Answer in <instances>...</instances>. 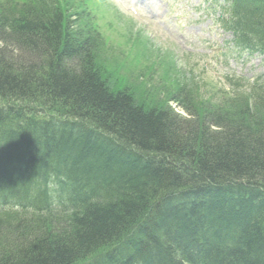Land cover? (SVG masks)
<instances>
[{
    "label": "trees",
    "instance_id": "obj_1",
    "mask_svg": "<svg viewBox=\"0 0 264 264\" xmlns=\"http://www.w3.org/2000/svg\"><path fill=\"white\" fill-rule=\"evenodd\" d=\"M229 2L236 45L264 52V0ZM73 27L54 0L0 1V166L25 163L42 191L17 182L0 264H264V90L153 103L114 86L97 36Z\"/></svg>",
    "mask_w": 264,
    "mask_h": 264
},
{
    "label": "rangeland",
    "instance_id": "obj_2",
    "mask_svg": "<svg viewBox=\"0 0 264 264\" xmlns=\"http://www.w3.org/2000/svg\"><path fill=\"white\" fill-rule=\"evenodd\" d=\"M13 1L22 3V0ZM64 1L69 5H79L76 3L79 1L88 7L84 10L87 15L91 16L92 12L100 19L105 39L108 44L110 40L111 45L110 56L107 50L102 57L106 59L109 56L107 65L115 77L114 81H117L113 82L114 86L123 87L129 79L147 77L148 84L152 82L148 92L153 103L163 105L167 98L165 91L180 88L197 93L204 101L215 96L223 98L225 96L219 91L228 77L237 78L244 87L263 83L258 78L264 74V58L234 48L229 33L221 30L209 16H201L193 8L187 9L184 0L176 5V9L183 6L186 10V14L183 13L179 19L186 26L184 34L171 30L180 38L157 23L156 14L142 16L130 11L124 13L121 10L124 9L123 5L120 9L111 0ZM199 2L190 0L189 5L192 7ZM172 20L176 21L175 16ZM126 21H130V24ZM4 52L5 58L13 55L8 46ZM139 94L142 99L147 92ZM261 122L263 118H256L250 124L257 123L254 130L259 132L263 127Z\"/></svg>",
    "mask_w": 264,
    "mask_h": 264
},
{
    "label": "bare ground",
    "instance_id": "obj_3",
    "mask_svg": "<svg viewBox=\"0 0 264 264\" xmlns=\"http://www.w3.org/2000/svg\"><path fill=\"white\" fill-rule=\"evenodd\" d=\"M54 130H55L54 128H51V131H54ZM3 135H4L3 132L0 131V136H3ZM19 142H20V144L19 143L18 144L20 146L22 145L23 147H25L24 152L26 154H32L33 150L35 149V145H34L33 141L29 140V141H26V143H25L24 140L20 139ZM8 154H9L8 158L10 160H15V161H19V162L21 161L18 157V155L20 153L18 151L16 152V148L14 145L12 146V150H9ZM5 165L8 166L9 164L7 162H5ZM24 166H25V163L24 164L22 163L21 166H14V167H10V168H8V167L5 168V166H2V167L0 166V173H1L0 178L2 179L4 176L5 179H7L9 181V183H11L13 185L12 189L7 188L6 190L12 192L17 187V182L19 181L21 186L27 187L26 190L28 189V187L33 186V187H36L40 193H42V191H40V189L37 187V185L35 184L33 179L26 172V169ZM8 181H0V183L5 184ZM180 185H182V186H179V187H183L184 185H186V183L185 184L183 183ZM18 191H20V190L18 189ZM119 242H120V240H119ZM101 247H102V249L104 248V246H101ZM110 250H111L110 248L106 249L105 251H102L100 254H103L104 252L108 253ZM81 256H82V254L78 255V257H76V258L80 259L83 257V256L82 257ZM92 256L93 257L90 260H86L85 263L94 262L96 260L97 256L96 255H92ZM114 256H116V255H114ZM113 260H115V259H113ZM77 262H78V264H80L82 262V260H79ZM85 263L82 262V264H85ZM117 263H118V261H114L113 264H117Z\"/></svg>",
    "mask_w": 264,
    "mask_h": 264
}]
</instances>
